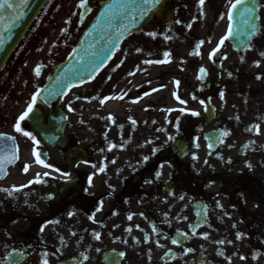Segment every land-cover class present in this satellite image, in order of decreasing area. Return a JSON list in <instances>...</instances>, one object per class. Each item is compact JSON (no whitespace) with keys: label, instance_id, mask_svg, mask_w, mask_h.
Wrapping results in <instances>:
<instances>
[{"label":"flooded vegetation","instance_id":"1","mask_svg":"<svg viewBox=\"0 0 264 264\" xmlns=\"http://www.w3.org/2000/svg\"><path fill=\"white\" fill-rule=\"evenodd\" d=\"M260 24L255 47L190 58L188 72L206 68L202 84H151L146 56L118 57L64 99L60 149L14 131L0 264H264ZM160 26L141 35L161 37Z\"/></svg>","mask_w":264,"mask_h":264},{"label":"water","instance_id":"2","mask_svg":"<svg viewBox=\"0 0 264 264\" xmlns=\"http://www.w3.org/2000/svg\"><path fill=\"white\" fill-rule=\"evenodd\" d=\"M166 1L168 0H159V2L156 0H147V2L145 0H109L100 5V12L89 27L74 57L69 63L56 69L46 86L36 96L35 100L48 112L47 130L50 145L62 143L63 120L58 111V104L68 89L80 84L86 76L100 70L125 37L146 28L153 17L161 18L162 6ZM11 2L17 5L22 2L24 6L19 9L22 15L18 18L11 10L0 11V36L3 37L0 39V70L45 0H11ZM86 12L83 5L81 19ZM231 19L229 39L233 38L236 40V45L240 46L256 30V24H252L254 19H257L254 4L249 1L239 4L232 10ZM5 29L8 30L5 31ZM55 114L56 117H54ZM27 119L32 127L31 115ZM37 134L42 136L40 126H38ZM12 153L13 148L12 152H5L0 156V161H5L3 171L5 166L12 163L6 162L12 159ZM3 171L0 178L3 176Z\"/></svg>","mask_w":264,"mask_h":264},{"label":"rangeland","instance_id":"3","mask_svg":"<svg viewBox=\"0 0 264 264\" xmlns=\"http://www.w3.org/2000/svg\"><path fill=\"white\" fill-rule=\"evenodd\" d=\"M81 1L47 0L24 40L9 60L2 78L0 77V113L8 112L10 117L15 119L14 125L11 127H14L16 120L28 110L31 96L48 75L47 71L43 72L42 80L36 83L32 74L34 68L39 64H49L50 67H53L66 57L72 48L73 40L81 31L76 28L78 4ZM93 1L91 0L90 4H93ZM235 1L210 0L208 4H202L199 3V0H188L186 2L188 5L185 3L181 5L182 9L179 15L176 14L175 9L173 10L175 11L173 17L176 15L175 19H185L182 22L179 20L180 23L173 29L181 33L183 26L192 22L194 30L195 28L199 30H195L192 35L199 36L208 28L210 22L217 21L218 31L222 32L231 4ZM171 14L172 11L167 10L165 17L168 18ZM261 17L264 19V9L261 12ZM90 18L88 17L87 20ZM200 25L204 26L200 27ZM35 38H37V42H35ZM25 63V67H22ZM14 73L16 78L10 87L6 81L11 79ZM25 79H29L30 85L28 84L25 89H22L21 84Z\"/></svg>","mask_w":264,"mask_h":264},{"label":"snow or ice","instance_id":"4","mask_svg":"<svg viewBox=\"0 0 264 264\" xmlns=\"http://www.w3.org/2000/svg\"><path fill=\"white\" fill-rule=\"evenodd\" d=\"M145 2H147V0H145ZM156 2H159V0H156ZM245 2V0H236V3H233V4H231V8L232 9H236L237 8V6L239 5V4H242V3H244ZM201 3H203V0H201ZM24 5H23V3L21 2L20 4H13L12 2H11V0H0V11H4V10H11L13 13H15L16 15H17V18L19 17V15H22V13L19 11V9L20 8H22ZM118 14V13H117ZM229 19H231V13L229 14ZM8 29H5V31H7ZM229 35H231V28H229ZM0 39H3V37L2 36H0ZM228 39V36H225L221 41H220V44L222 45L223 43H224V40H227ZM219 49H217V51H218ZM215 53H213V55H214ZM167 55V54H166ZM211 58V57H210ZM201 72H204V70L203 69H201ZM258 79H259V77H257ZM37 95H39V93H37ZM33 103L35 102V99H36V97L35 96H33ZM181 102H183V101H181ZM101 103H104V101H101ZM32 111V106L30 105L29 106V108H28V110L23 114V115H21L20 116V118H19V120L20 121H23V120H25V118L26 117H28V115H29V113ZM69 111H72V109L71 108H69ZM193 116H195V115H198V113H196V112H192L191 113ZM133 123H135V121H133ZM15 130L17 131V132H21V127H20V124H19V122L16 124V126H15ZM23 135L24 136H27V137H29L30 139H32L33 140V143H35L36 141H35V139L33 138V137H31V135H30V133H28V132H23ZM0 139H11V138H8V137H0ZM33 155L34 156H36V162L37 163H39V164H43V162L40 160V157H39V154L38 153H36L35 151H33ZM13 158H15V154L13 153ZM5 161H0V171H3V163H4ZM6 162H8V163H11L12 162V160H7ZM44 167H47V165H43ZM25 171H27V168H25ZM33 183H40L41 181L37 178L36 180H34V181H32ZM129 219H131V217H129ZM97 239H99V236L97 235V237H96ZM238 238H239V236H238ZM173 243H176V241H173ZM45 264H46V262H45Z\"/></svg>","mask_w":264,"mask_h":264}]
</instances>
